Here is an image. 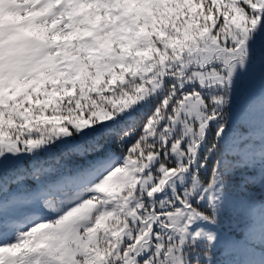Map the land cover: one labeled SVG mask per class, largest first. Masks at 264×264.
Here are the masks:
<instances>
[{"label":"snow or ice","instance_id":"obj_1","mask_svg":"<svg viewBox=\"0 0 264 264\" xmlns=\"http://www.w3.org/2000/svg\"><path fill=\"white\" fill-rule=\"evenodd\" d=\"M0 264H264V0H0Z\"/></svg>","mask_w":264,"mask_h":264},{"label":"rangeland","instance_id":"obj_2","mask_svg":"<svg viewBox=\"0 0 264 264\" xmlns=\"http://www.w3.org/2000/svg\"><path fill=\"white\" fill-rule=\"evenodd\" d=\"M41 160L45 161L46 163L51 162V160L49 159V154L46 155V156H45L43 159H41ZM217 257L220 258V259H223V258H224L223 256H221L220 253H217Z\"/></svg>","mask_w":264,"mask_h":264},{"label":"trees","instance_id":"obj_3","mask_svg":"<svg viewBox=\"0 0 264 264\" xmlns=\"http://www.w3.org/2000/svg\"><path fill=\"white\" fill-rule=\"evenodd\" d=\"M52 153H54V154H58L59 153V149L58 148H53L52 150ZM49 153H42L41 154V159H43L46 155H48Z\"/></svg>","mask_w":264,"mask_h":264}]
</instances>
